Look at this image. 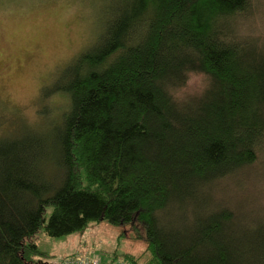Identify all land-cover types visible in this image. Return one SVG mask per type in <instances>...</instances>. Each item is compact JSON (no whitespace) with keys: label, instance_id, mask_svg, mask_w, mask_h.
I'll list each match as a JSON object with an SVG mask.
<instances>
[{"label":"trees","instance_id":"obj_1","mask_svg":"<svg viewBox=\"0 0 264 264\" xmlns=\"http://www.w3.org/2000/svg\"><path fill=\"white\" fill-rule=\"evenodd\" d=\"M94 1L97 40L43 94L58 116L0 140V264L103 219L145 240L142 264H264L261 0Z\"/></svg>","mask_w":264,"mask_h":264},{"label":"rangeland","instance_id":"obj_2","mask_svg":"<svg viewBox=\"0 0 264 264\" xmlns=\"http://www.w3.org/2000/svg\"><path fill=\"white\" fill-rule=\"evenodd\" d=\"M97 4L94 0H0V140L31 131L20 128L23 120L44 129L58 116L65 96L43 94L58 86L64 65L97 40L104 21ZM258 11L253 20L256 32L264 30V0ZM201 81V76H193L189 90H196ZM36 242L41 252L36 264H61L67 257L85 254L97 255L102 264H130L122 259L125 253L141 256V264L148 259L145 240L135 237L129 224L106 219L59 237L41 230Z\"/></svg>","mask_w":264,"mask_h":264},{"label":"built area","instance_id":"obj_3","mask_svg":"<svg viewBox=\"0 0 264 264\" xmlns=\"http://www.w3.org/2000/svg\"><path fill=\"white\" fill-rule=\"evenodd\" d=\"M61 264H102L97 255H81L77 257H67Z\"/></svg>","mask_w":264,"mask_h":264}]
</instances>
